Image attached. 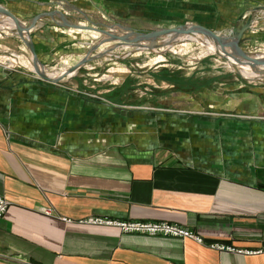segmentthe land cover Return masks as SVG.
<instances>
[{"label": "crops", "instance_id": "crops-1", "mask_svg": "<svg viewBox=\"0 0 264 264\" xmlns=\"http://www.w3.org/2000/svg\"><path fill=\"white\" fill-rule=\"evenodd\" d=\"M4 3L26 25L39 16L31 39L42 66L74 63L52 71L59 83L0 67V194L12 201L0 219V264H264V252L219 251L190 238L85 222L168 221L206 242L264 247V81L242 79L257 78L264 64L110 69L119 82L105 87L92 82L94 71L77 76L101 58L75 48L89 42L74 40L61 17L120 35L123 27L240 26L242 12L264 8V0ZM9 25L16 29L2 14L0 26ZM22 41L0 31V44Z\"/></svg>", "mask_w": 264, "mask_h": 264}, {"label": "rangeland", "instance_id": "rangeland-1", "mask_svg": "<svg viewBox=\"0 0 264 264\" xmlns=\"http://www.w3.org/2000/svg\"><path fill=\"white\" fill-rule=\"evenodd\" d=\"M1 1V0H0ZM6 1V0H4ZM4 1L0 2V5H3L7 7V4L4 3ZM264 7V6H263ZM8 8V7H7ZM11 10L10 8H8ZM264 10V8L261 7H254V10H247L246 12H242L241 16V25H234V26H222V27H208L210 29H213L217 32L226 33L230 30H232L233 36L239 31L242 26L249 20L251 27L249 30L245 32V35L243 39L239 42V47L244 51L247 52L250 55L258 56V57H264V40H262L260 37H258V34L264 33V18H256L258 17L259 13H262L261 11ZM12 11V10H11ZM2 13L0 12V16ZM15 14V13H14ZM7 15V14H5ZM241 15V14H240ZM239 15V16H240ZM10 17V16H9ZM12 18V17H11ZM13 19V18H12ZM14 20V19H13ZM186 24V23H184ZM183 24V25H184ZM187 25V24H186ZM197 25V24H195ZM90 26V25H88ZM175 26H169V27H161V28H172ZM4 28V29H3ZM0 29V31L5 32L9 31L12 33H18L17 29L15 28H5L3 27ZM97 28L103 29V30H109V28H104L101 26H98ZM159 27H153V28H143L138 32H150L152 30L158 29ZM75 29L76 33H73L74 40H86L89 43L86 44L87 47L79 46L81 44L76 43L77 50H92L94 47H96L93 52L94 54L98 55V57L95 60H101L99 61V65H93L96 66L92 68L90 63H88L87 67H82V69L79 70V73L77 76H81L85 74L87 71L91 72L94 71L96 74L91 76V78H96L95 81L92 80V82H99L102 84H105V87H111L112 84L118 83V76L116 77L117 73L110 72L109 70H126L125 72L128 74L136 73L138 71H142L145 68H152L154 66H182V65H198V66H220L224 68L234 69L235 67L232 62H230V56L237 58V62L239 66L245 65H257V63L247 60L244 57H242L240 54L237 53V51L234 49V47L229 46V50L231 54L227 55L228 57L221 56L217 51H219L218 47L213 42H203V41H197V40H189L185 39L180 43L175 44L174 46L170 47L169 43L172 41H177L179 39V35L176 34V32H173L172 34L164 35L160 37L158 40H154L153 44L150 45L149 42L142 41L141 44H145L143 46L144 48L139 52L137 49L138 46L140 47L139 42H123L120 40L114 41H105L102 42V37L106 36L107 33L104 31H97L92 29ZM196 35L200 37H207L205 34L200 32H193ZM20 36V34L18 33ZM22 39V38H21ZM23 40V39H22ZM23 45L21 47H10L8 44H0V67L8 70V71H14V72H24L27 73L30 77L38 80H43V77L39 74V72H42L44 74H47L44 70L40 68V66H37L34 62L33 54L30 51L29 45L23 40ZM147 45V46H146ZM82 48V49H81ZM134 50L133 52H131ZM172 55H177L179 58L170 57ZM220 55V56H219ZM7 57V58H6ZM181 58V59H180ZM9 63L11 68L6 67V63ZM101 62V63H100ZM198 62V63H196ZM248 62V64L244 63ZM58 63V64H57ZM53 64V66L46 67L43 66L45 70L47 71H63L70 66L73 65V60H63V62H57ZM264 64V63H263ZM33 66V69H32ZM256 67V66H255ZM253 70V69H252ZM66 71V70H65ZM258 73L257 78H248L244 75L239 76L242 79H245V81H248L250 83L260 82L264 81V70L256 71ZM73 74L72 70L67 71V74ZM71 77V76H69ZM143 77V76H142ZM262 79V80H261ZM46 80V79H45ZM118 81V82H117ZM131 83L130 81H127ZM112 99H117L116 97H112Z\"/></svg>", "mask_w": 264, "mask_h": 264}, {"label": "water", "instance_id": "water-1", "mask_svg": "<svg viewBox=\"0 0 264 264\" xmlns=\"http://www.w3.org/2000/svg\"><path fill=\"white\" fill-rule=\"evenodd\" d=\"M0 12L7 14L8 16L12 17L15 21L16 29L17 32L20 34V37L29 45L30 51L33 54L34 62L37 66L41 65V62L39 60L38 54L35 49V43L31 39V29L32 27L35 26L37 23L39 16H36L30 24H24L19 17L14 14L11 10H9L7 7L0 5ZM51 14V13H50ZM62 19L65 21V25L76 28V29H94L97 31H104L107 33V37L102 40V42L108 41V40H120L123 42H139L141 43L142 41H147V40H158L160 37L168 34H172L173 32H178V33H191V32H200L205 34L207 37H209L217 46H221L224 48V50L221 52L220 50L217 51L221 56L228 57L227 55L231 54L226 52V46H232L234 49L237 51L238 54H240L242 57H244L247 60L253 61L257 64H263L264 60L257 58V56H253L248 54L247 52H244L240 47H239V42L241 39H243L245 32L250 29L251 24L249 20L242 26V28L237 31L235 36L232 34V30L222 33V32H217L213 29H210L206 26L203 25H180V26H175L172 28H158L155 30H152L150 32H138L133 30L132 28L129 27H123L124 30L126 31L124 34H115L112 31L109 30H103L100 28H97L96 26H88L76 22H68L66 15L61 13ZM96 47H94L92 50L89 51V53H92L93 50ZM90 60V54L86 56L83 60H81L79 63H77L74 67L71 68V70H77L80 69L83 64L87 63ZM239 71V70H238ZM39 74L43 77V79L53 81V82H61V77L57 78H52L48 76L47 74H44L42 72H39Z\"/></svg>", "mask_w": 264, "mask_h": 264}, {"label": "built area", "instance_id": "built-area-1", "mask_svg": "<svg viewBox=\"0 0 264 264\" xmlns=\"http://www.w3.org/2000/svg\"><path fill=\"white\" fill-rule=\"evenodd\" d=\"M4 63H6V67H12V65L9 63ZM11 204L12 201L5 194H0V219H2L7 213ZM45 212L47 214H51L52 210L46 209ZM85 222L97 225L117 226L124 233H137L149 236H172L183 239L190 238L199 244L219 251H230L244 254H256L264 252V247L260 248L259 250H248L224 242H206L204 237L198 234L194 229L179 223H172L168 221H142L135 219L122 220L103 216H92L85 220Z\"/></svg>", "mask_w": 264, "mask_h": 264}, {"label": "bare ground", "instance_id": "bare-ground-1", "mask_svg": "<svg viewBox=\"0 0 264 264\" xmlns=\"http://www.w3.org/2000/svg\"><path fill=\"white\" fill-rule=\"evenodd\" d=\"M11 25H9V26H0V28H3V27H5V28H9ZM176 34H178L179 35V39L177 40V41H172V42H170L169 44L170 45H168V46H170V47H172V46H174L175 44H177V43H180V42H182L183 40H185V39H189V40H197V41H203V42H213V40H211L209 37H200V36H198V35H196L195 33H193V32H191V33H178V32H176ZM157 40V39H156ZM154 40H147L146 42H153ZM214 43V42H213ZM217 46V45H216ZM218 47V49L222 52L223 50H224V48L223 47H221V46H217ZM226 48V52H228V53H231L230 52V48H229V46H226L225 47ZM230 58V62H232V64H234V66H239L238 65V62H237V58H235V57H233L232 55L229 57ZM263 60H264V58H263ZM40 68L42 69V70H44L46 73H47V75L48 76H50V77H52V78H57V77H59V75H56V74H54L52 71H47V70H45V68L43 67V66H40ZM32 69H33V66H32ZM71 74V73H70Z\"/></svg>", "mask_w": 264, "mask_h": 264}, {"label": "trees", "instance_id": "trees-1", "mask_svg": "<svg viewBox=\"0 0 264 264\" xmlns=\"http://www.w3.org/2000/svg\"><path fill=\"white\" fill-rule=\"evenodd\" d=\"M169 54H171V53H169ZM170 57H171V58H172V57H175L176 59L179 58L177 55H172V54L170 55ZM172 59H174V58H172ZM180 59H181V58H180Z\"/></svg>", "mask_w": 264, "mask_h": 264}]
</instances>
